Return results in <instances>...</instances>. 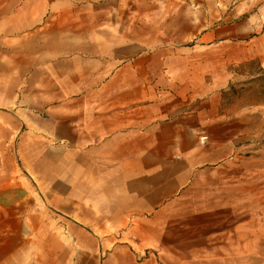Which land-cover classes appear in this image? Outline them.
I'll list each match as a JSON object with an SVG mask.
<instances>
[{
    "label": "crops",
    "instance_id": "0c3cea01",
    "mask_svg": "<svg viewBox=\"0 0 264 264\" xmlns=\"http://www.w3.org/2000/svg\"><path fill=\"white\" fill-rule=\"evenodd\" d=\"M71 6L0 0V264H156L157 219L244 148L227 93L264 29L186 46Z\"/></svg>",
    "mask_w": 264,
    "mask_h": 264
},
{
    "label": "rangeland",
    "instance_id": "374dc122",
    "mask_svg": "<svg viewBox=\"0 0 264 264\" xmlns=\"http://www.w3.org/2000/svg\"><path fill=\"white\" fill-rule=\"evenodd\" d=\"M71 1L75 27L82 26L90 3V10L102 15L97 25L135 28L132 35L141 38L164 26L171 43L185 30L186 46L225 26L233 28L228 37L235 43L248 42L256 36L254 31L264 29V0ZM260 63L254 59L236 67L227 93V106L239 117L233 127L235 142L242 139L244 148L232 164L216 170V177L203 181L201 188L157 219L163 242L157 246L156 264H264V66ZM9 149L12 157L13 148ZM1 154L0 150V160Z\"/></svg>",
    "mask_w": 264,
    "mask_h": 264
}]
</instances>
